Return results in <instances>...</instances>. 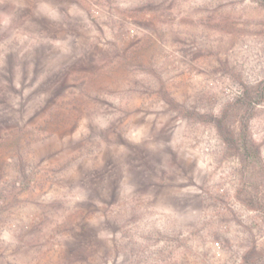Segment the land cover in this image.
<instances>
[{
  "label": "rangeland",
  "instance_id": "obj_1",
  "mask_svg": "<svg viewBox=\"0 0 264 264\" xmlns=\"http://www.w3.org/2000/svg\"><path fill=\"white\" fill-rule=\"evenodd\" d=\"M259 87L262 0H0V264H264Z\"/></svg>",
  "mask_w": 264,
  "mask_h": 264
},
{
  "label": "trees",
  "instance_id": "obj_2",
  "mask_svg": "<svg viewBox=\"0 0 264 264\" xmlns=\"http://www.w3.org/2000/svg\"><path fill=\"white\" fill-rule=\"evenodd\" d=\"M262 1H264V0H262ZM263 89H264L263 87L257 88L258 94L261 95L263 93ZM176 110H177L178 114H180L181 116H184L186 118H189V119H196L199 116V113L195 112L193 109H191L189 107L177 108ZM215 124L221 133L222 132V130H221L222 126L219 123V121H217V123H215ZM222 135H223V133H222ZM224 136H225V134H224Z\"/></svg>",
  "mask_w": 264,
  "mask_h": 264
}]
</instances>
